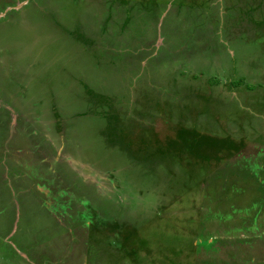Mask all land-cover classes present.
Masks as SVG:
<instances>
[{
	"label": "rangeland",
	"instance_id": "obj_1",
	"mask_svg": "<svg viewBox=\"0 0 264 264\" xmlns=\"http://www.w3.org/2000/svg\"><path fill=\"white\" fill-rule=\"evenodd\" d=\"M0 264H264V0H0Z\"/></svg>",
	"mask_w": 264,
	"mask_h": 264
}]
</instances>
